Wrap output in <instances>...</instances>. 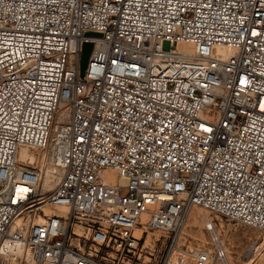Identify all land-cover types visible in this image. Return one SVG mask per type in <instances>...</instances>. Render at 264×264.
Returning <instances> with one entry per match:
<instances>
[{
  "label": "built area",
  "instance_id": "1",
  "mask_svg": "<svg viewBox=\"0 0 264 264\" xmlns=\"http://www.w3.org/2000/svg\"><path fill=\"white\" fill-rule=\"evenodd\" d=\"M195 207L264 229V0H0V264H229Z\"/></svg>",
  "mask_w": 264,
  "mask_h": 264
},
{
  "label": "rangeland",
  "instance_id": "2",
  "mask_svg": "<svg viewBox=\"0 0 264 264\" xmlns=\"http://www.w3.org/2000/svg\"><path fill=\"white\" fill-rule=\"evenodd\" d=\"M205 218L210 222L204 224ZM210 227L215 229L223 241L229 264H264V229L249 227L198 207L193 208L188 214L180 241L182 249L186 251L190 245L193 247L190 248L192 250L201 247L210 248L208 231ZM185 258L189 259V256L186 255Z\"/></svg>",
  "mask_w": 264,
  "mask_h": 264
},
{
  "label": "bare ground",
  "instance_id": "3",
  "mask_svg": "<svg viewBox=\"0 0 264 264\" xmlns=\"http://www.w3.org/2000/svg\"><path fill=\"white\" fill-rule=\"evenodd\" d=\"M179 49H181V50H185V51H188V52H192V47L191 46H189V45H179ZM216 52L218 53V54H220L221 56H223V57H225V56H228L229 54H231V51L230 50H228V49H226V48H216ZM20 156H21V158H26V157H29L30 158V160L32 159V154H30L29 153V151L27 150V149H25V148H21V150H20ZM48 169V168H47ZM44 185L45 186H50L51 185V183L49 182V174H48V172L46 173V177H45V181H44ZM55 210V208H53V209H49L48 211L49 212H52V211H54ZM205 212V211H204ZM207 215V214H206ZM203 217V216H202ZM205 217V216H204ZM203 217V218H204ZM210 218V217H209ZM202 222V221H201ZM201 222H200V224H201ZM203 222H204V224H207V223H209L210 221H209V219H207V218H205V219H203ZM195 224V223H194ZM199 225V224H198ZM186 226V225H185ZM202 226V225H201ZM207 226V225H206ZM191 229V228H190ZM197 230V229H196ZM190 232L192 231V230H189ZM135 233L136 234H139V231L138 230H136L135 231ZM188 234V233H187ZM193 236V235H192ZM199 237V236H198ZM197 238V237H196ZM199 239V238H198ZM202 239H203V237H202ZM200 240H201V238H200ZM199 244V243H198ZM203 244V243H202ZM191 246V245H190ZM188 247V249L185 251V254L187 255V256H189V257H191V252L193 251L192 249H190V248H193V247ZM185 255V256H186ZM229 261V260H228ZM247 264H249V263H247Z\"/></svg>",
  "mask_w": 264,
  "mask_h": 264
},
{
  "label": "water",
  "instance_id": "4",
  "mask_svg": "<svg viewBox=\"0 0 264 264\" xmlns=\"http://www.w3.org/2000/svg\"><path fill=\"white\" fill-rule=\"evenodd\" d=\"M91 49V43H85L83 46V52H82V58H81V65H80V72L81 75L83 74V70L85 68L87 59H88V54Z\"/></svg>",
  "mask_w": 264,
  "mask_h": 264
}]
</instances>
